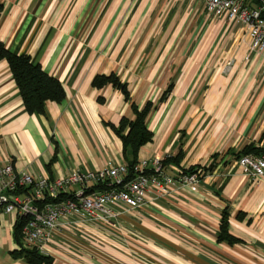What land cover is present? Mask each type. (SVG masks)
Segmentation results:
<instances>
[{
	"label": "crops",
	"instance_id": "1",
	"mask_svg": "<svg viewBox=\"0 0 264 264\" xmlns=\"http://www.w3.org/2000/svg\"><path fill=\"white\" fill-rule=\"evenodd\" d=\"M0 2V40L67 92L31 114L0 61V166L55 179L162 156L174 177L203 169L196 185L176 181L142 214L122 213L120 228L83 223L57 232L46 250L53 264H264V179L236 164L246 148L263 147L264 52L251 50L241 23L209 14L205 0ZM112 73L129 98L94 84ZM148 102L153 136L135 153L113 126ZM225 214L232 242L220 238ZM17 220L0 213V264H30L19 253Z\"/></svg>",
	"mask_w": 264,
	"mask_h": 264
},
{
	"label": "built area",
	"instance_id": "2",
	"mask_svg": "<svg viewBox=\"0 0 264 264\" xmlns=\"http://www.w3.org/2000/svg\"><path fill=\"white\" fill-rule=\"evenodd\" d=\"M255 1L254 6L246 0H205V4L209 14L241 23L252 38L251 50L264 52V0ZM164 161V157L155 156L98 170L73 168L55 179L17 172L7 162L0 166V213L25 217L23 247L47 254L57 232L83 223L120 228L122 213L142 214L146 204L172 193L176 181L192 187L203 173L202 168L181 170L174 177L165 170ZM236 164L253 181L264 179V153L244 154ZM62 194L66 197L58 200Z\"/></svg>",
	"mask_w": 264,
	"mask_h": 264
},
{
	"label": "trees",
	"instance_id": "3",
	"mask_svg": "<svg viewBox=\"0 0 264 264\" xmlns=\"http://www.w3.org/2000/svg\"><path fill=\"white\" fill-rule=\"evenodd\" d=\"M2 10L3 4L0 2V12ZM3 59L7 60L9 63L13 76L20 89L25 109L29 113L43 114L48 101L62 102L67 97L65 86L58 78L47 73L40 63L33 61L30 55L11 52L4 42L0 40V61ZM107 83L119 87L126 94V97L129 98L126 84H123L116 74L112 73L109 76L98 75L94 79V84L98 87H102ZM152 108L153 104L150 102L142 108L133 105L135 118L133 120L123 118L119 126H113L116 133L122 138L125 148L131 147L134 152L137 153L143 145L152 139V131H150L146 125L147 117ZM250 153L262 154L264 153V147H248L238 154L237 158ZM135 162H137V160L132 163ZM195 170L198 169H189L186 171L194 172ZM65 197V194H62L58 200ZM25 222V217H19L15 229L16 237L21 240L20 255H23L30 264H53L52 258L40 252L37 248L23 247L22 228ZM228 223V218L225 214L221 222L220 238H225L232 242L234 238L228 233Z\"/></svg>",
	"mask_w": 264,
	"mask_h": 264
}]
</instances>
